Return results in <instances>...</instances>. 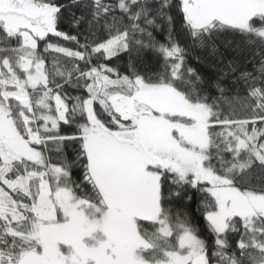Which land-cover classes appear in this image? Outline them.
Returning a JSON list of instances; mask_svg holds the SVG:
<instances>
[{
  "label": "snow or ice",
  "instance_id": "obj_1",
  "mask_svg": "<svg viewBox=\"0 0 264 264\" xmlns=\"http://www.w3.org/2000/svg\"><path fill=\"white\" fill-rule=\"evenodd\" d=\"M0 264H264V0H0Z\"/></svg>",
  "mask_w": 264,
  "mask_h": 264
},
{
  "label": "trees",
  "instance_id": "obj_2",
  "mask_svg": "<svg viewBox=\"0 0 264 264\" xmlns=\"http://www.w3.org/2000/svg\"><path fill=\"white\" fill-rule=\"evenodd\" d=\"M61 2H66V0H61ZM61 31L69 32L70 34H75L72 30L69 22L67 19H65L60 26ZM156 39L163 42L164 38L166 37L167 33L165 32H157ZM232 39L231 36L227 37H221L217 44L220 46V50L225 52V55L229 58H236L238 62L240 63V66L248 71H251L253 69V64L249 62L251 60V53L248 51H242V52H235L231 49L225 50L224 42L225 40L230 41ZM57 38H53V42H55ZM64 44L66 47H74L72 43L66 42V41H60ZM81 43H83V40H81ZM41 49H43L44 45H40ZM194 56H200L201 61L199 62V65H197L192 58L189 59V63L192 66H198L201 74L205 77H208L210 75H213L215 72V68L212 66L213 58L210 54V52L207 51H196ZM49 60H51V57H49ZM129 57L126 55H122L120 59H113L110 62V66L117 67L121 73H124L127 70V64H128ZM100 62H104L101 58ZM138 67L141 71L144 72H151L157 70V65L155 64L154 60L152 59V53L151 52H145L143 54V63L137 62ZM53 159H55V154H53ZM200 197L197 195L192 201L188 202L186 205L183 203H178L174 205V207L183 208L185 211H188L189 213L193 214L192 218L194 222H196L200 227H205V222L203 221L202 217V211H197V206L200 203ZM202 238L207 239V236H202ZM234 240H238L239 236H235L233 238Z\"/></svg>",
  "mask_w": 264,
  "mask_h": 264
}]
</instances>
